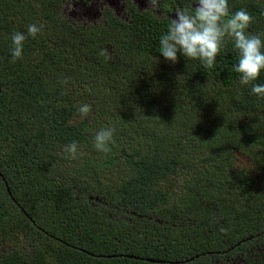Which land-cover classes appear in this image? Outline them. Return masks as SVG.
Here are the masks:
<instances>
[{
    "label": "trees",
    "instance_id": "trees-1",
    "mask_svg": "<svg viewBox=\"0 0 264 264\" xmlns=\"http://www.w3.org/2000/svg\"><path fill=\"white\" fill-rule=\"evenodd\" d=\"M228 3L264 34V0ZM57 5L0 0V264H264V98L239 83L234 42L214 68L172 63L160 54L170 20L140 12L84 29ZM29 24L41 32L13 63L11 36ZM106 127L108 154L94 147Z\"/></svg>",
    "mask_w": 264,
    "mask_h": 264
},
{
    "label": "clouds",
    "instance_id": "clouds-1",
    "mask_svg": "<svg viewBox=\"0 0 264 264\" xmlns=\"http://www.w3.org/2000/svg\"><path fill=\"white\" fill-rule=\"evenodd\" d=\"M152 10H159L161 0H148ZM193 4L196 6L193 7ZM71 10V5L69 7ZM254 17L244 9L235 13L230 11L228 0H193L188 8L177 9L176 18L171 19L166 34L160 37V54L172 63L178 62V53L191 60H199L204 68L215 67L216 57L225 47L226 40L234 42L238 52V64L233 70L239 74L241 85L252 84L251 94L264 98V84H255L261 71H264V40L261 35L248 32ZM41 27L29 24L27 32H14L11 36V62L23 59L24 42L36 38ZM99 56L105 60L112 57L107 49H102ZM79 113L86 116L91 106L84 104ZM115 128H101L94 137L97 151L108 154L112 151ZM65 152L72 159L78 156V144L66 146Z\"/></svg>",
    "mask_w": 264,
    "mask_h": 264
},
{
    "label": "flooded vegetation",
    "instance_id": "flooded-vegetation-1",
    "mask_svg": "<svg viewBox=\"0 0 264 264\" xmlns=\"http://www.w3.org/2000/svg\"><path fill=\"white\" fill-rule=\"evenodd\" d=\"M74 3H80L85 6L87 10L94 13V18L98 21L92 26H85L84 29H89L97 26H106L108 19L113 18L114 20L122 23H131L130 17L140 12H150L157 18L164 19H175L176 10L172 8L169 12L168 6L165 0H161L159 10H152L148 0H73ZM121 15L119 16V14ZM119 34L120 32L114 31ZM124 35V33L122 34Z\"/></svg>",
    "mask_w": 264,
    "mask_h": 264
},
{
    "label": "rangeland",
    "instance_id": "rangeland-1",
    "mask_svg": "<svg viewBox=\"0 0 264 264\" xmlns=\"http://www.w3.org/2000/svg\"><path fill=\"white\" fill-rule=\"evenodd\" d=\"M260 1V0H258ZM71 5V10H69V7ZM55 10L57 11L58 15L61 17V19L64 21V23L68 24V25H72V26H76V27H85V26H92V25H96L95 23L98 22L95 18H94V13L89 10H87L85 8V6H82L80 3H74L73 0H58V5L56 6ZM122 12H120L119 16L121 15ZM116 35L118 36L119 34L116 33ZM123 36V35H120ZM109 39H106L105 42H107ZM122 65V67H128V60L123 59L122 62L120 63ZM157 71V69H155ZM235 160L237 161V165L238 166H243V167H248L247 165V159L245 157L242 156V154L240 153H235L234 154V162ZM263 249V247H254L249 251V254L253 255V258L258 257L259 254H262V252H260ZM239 255V254H238ZM240 257L237 258L238 261L240 262L242 260V262L244 263V261L246 262V259H242L243 256L239 255ZM235 261V260H234ZM230 260H226L223 258H220L219 261L217 259H213V260H208L207 263L208 264H230ZM205 262V264H207ZM236 264H239L235 261ZM232 264V263H231ZM246 264V263H244Z\"/></svg>",
    "mask_w": 264,
    "mask_h": 264
}]
</instances>
